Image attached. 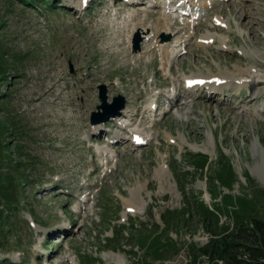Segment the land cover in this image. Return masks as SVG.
<instances>
[{
	"label": "rangeland",
	"instance_id": "374dc122",
	"mask_svg": "<svg viewBox=\"0 0 264 264\" xmlns=\"http://www.w3.org/2000/svg\"><path fill=\"white\" fill-rule=\"evenodd\" d=\"M153 4L0 0V177L13 181H0V264H192L189 247L208 240L196 221L168 234L176 254L153 261L147 246L163 228L160 215L182 208L179 181L185 197L210 210L220 204L206 180L224 159L235 182L230 192L216 185L255 194L252 215L264 218V0H195L188 6L203 16L194 27L164 4L165 18L185 27L158 34L181 51L169 63L152 43L153 27L165 23ZM244 70L255 77L242 75L238 87L182 88L185 76L211 82ZM101 86L109 104L119 96L124 106L96 134ZM197 155L209 158L203 174ZM178 171L187 175L177 181Z\"/></svg>",
	"mask_w": 264,
	"mask_h": 264
},
{
	"label": "trees",
	"instance_id": "16d2710c",
	"mask_svg": "<svg viewBox=\"0 0 264 264\" xmlns=\"http://www.w3.org/2000/svg\"><path fill=\"white\" fill-rule=\"evenodd\" d=\"M5 57L4 52H1L0 76L3 75L4 70L6 71ZM5 123L7 124L6 121ZM1 127L3 128L0 130L3 132H0V137H3L6 127L3 124ZM4 148L10 151L9 147L4 146ZM15 152L18 156L20 155L17 151ZM195 158L194 168L200 171V174H203L205 170L208 171L209 158L205 155H197ZM8 159L17 167L22 165V162H14L10 157ZM219 164L221 167L217 174L207 176L206 181L209 183L210 198L212 200L219 199L220 204L214 202L212 204L213 210H210L202 201L197 202L195 199L192 200V197H185L186 192L183 190L185 185L179 181L183 195L182 208L180 210H166L160 215L163 228L147 246L146 254L151 260H161L169 250L172 254H176L178 248L168 237V234L171 230L179 229L184 224L187 225L196 221L208 236V240L202 246L194 247L190 244L192 246L189 247L191 252L189 256L192 264H264V218H257L252 215L257 206V197L252 194V198L247 199L223 193L215 182L230 192L235 182L234 179L232 180L235 173L227 159ZM186 175L187 172L180 173L178 171L176 178ZM1 180L7 183V187L13 186V181L10 178L0 177ZM5 188L4 184L0 185V193H3ZM220 215H226L224 222H221ZM3 224L4 218L1 214L0 232L3 229ZM199 259L203 260L200 261ZM136 261L139 262V260Z\"/></svg>",
	"mask_w": 264,
	"mask_h": 264
},
{
	"label": "bare ground",
	"instance_id": "6f19581e",
	"mask_svg": "<svg viewBox=\"0 0 264 264\" xmlns=\"http://www.w3.org/2000/svg\"><path fill=\"white\" fill-rule=\"evenodd\" d=\"M143 0H139V2H142ZM133 4V2H132ZM154 4H155V7L158 8V15L159 17L157 18L158 20H160V17L162 16L163 18H165V16H167L168 14L166 13V9L164 7V4L167 5L166 3V0H154ZM89 6V2L88 1H85V2H82L80 3V5L77 7L78 11H82L83 9H86L87 7ZM172 6V11L176 10V3H172L171 4ZM177 8H179L181 11H184V9L182 8L181 4H177ZM165 9V10H164ZM166 14V15H165ZM190 17V16H188ZM165 20V23H161L160 21L153 27V32L155 33L156 37L153 39V46L156 47L158 49V52L161 54V56L169 63V59H176V57L179 56V49L175 47V45H172L173 43H167V42H163V40H159V36L158 34L160 32H164L162 31V29H165V31H168V30H171L173 29L174 32H179L181 30H183L185 27H180V25L176 22V21H173V22H169V20L167 19V17L164 19ZM189 23V26H194L196 24V22H193L191 23L190 21L188 22ZM144 25L143 23H138L137 25ZM172 26H175V28H173ZM188 26V25H187ZM133 28H135V26H133ZM146 29V28H145ZM145 31H143L142 33L144 34ZM191 38V37H190ZM189 38V39H190ZM188 39V40H189ZM204 39H208L207 37H204ZM234 45V44H233ZM120 54V53H118ZM238 56V55H237ZM120 58H122L120 56ZM118 58L116 57V60ZM119 60V59H118ZM171 60V61H172ZM138 60H134V63H133V66L136 70H138L139 68L137 67L138 65ZM127 63V62H126ZM239 74L237 75V77H232L231 79H228L226 77H221V78H218V77H215V78H218L216 80H213L211 82H208V81H203L205 79V77L203 76H198V75H194V76H185L183 79H182V82L183 80H187V81H193L194 79V82L197 83V80L201 79V83L200 84H195L194 86L191 87V89H200V88H206L208 87L210 91H214V90H219V89H222L224 87H228V86H231L232 88L234 87H238V85L241 83L239 80L242 79V75L244 76H252L253 78L255 77L254 73L252 71H239L238 72ZM211 77V76H209ZM209 77H207L209 79ZM185 80H184V83H185ZM238 80V81H236ZM247 87V86H246ZM237 89V88H236ZM240 89V88H238ZM133 92V91H131ZM138 92V91H137ZM234 92V91H233ZM248 92V91H247ZM134 93V92H133ZM213 93V92H212ZM190 94V93H189ZM231 94H235V93H231ZM134 95V94H133ZM215 95V94H214ZM223 95V94H222ZM200 96V95H199ZM204 98H207V99H210L211 95H208V94H203L202 95ZM230 96V95H229ZM246 97V96H245ZM257 98V97H256ZM240 98H237V97H232V100H238ZM230 100V99H229ZM152 104V103H151ZM245 104V103H244ZM237 105V104H236ZM243 105V104H242ZM123 114V112H122ZM114 120V119H112ZM121 123V122H120ZM101 125H96L94 126V131H97L96 134H100L101 131H100V127ZM105 126V125H103ZM118 126V125H117ZM122 131H125L124 128H121ZM120 130V131H121ZM105 131V130H104ZM115 137H119L120 134L117 133V134H114ZM134 136H141V134H139L138 132H133L130 136V139ZM142 139V138H141ZM132 145L134 147H137L138 146V143L137 142H133ZM142 147V146H141ZM141 149V148H140ZM129 204L131 203V201H128ZM57 231H62L64 232V228L61 227L60 229H57L55 230L54 232H57Z\"/></svg>",
	"mask_w": 264,
	"mask_h": 264
},
{
	"label": "water",
	"instance_id": "95a60500",
	"mask_svg": "<svg viewBox=\"0 0 264 264\" xmlns=\"http://www.w3.org/2000/svg\"><path fill=\"white\" fill-rule=\"evenodd\" d=\"M138 49V36L134 40V50ZM98 99L100 105L96 107L97 112H93L90 117L91 125L104 124L112 118L119 116L120 111L123 109L124 100L121 97L113 99V103L107 102L106 89L104 86L99 87ZM118 102V104H117Z\"/></svg>",
	"mask_w": 264,
	"mask_h": 264
}]
</instances>
